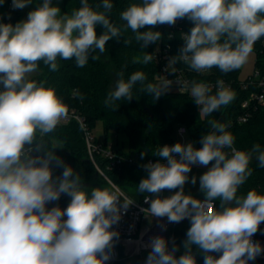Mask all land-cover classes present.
Segmentation results:
<instances>
[{
    "label": "clouds",
    "instance_id": "9594fccd",
    "mask_svg": "<svg viewBox=\"0 0 264 264\" xmlns=\"http://www.w3.org/2000/svg\"><path fill=\"white\" fill-rule=\"evenodd\" d=\"M32 2L12 0V8L23 9ZM112 9L111 0H102L96 8L81 0L78 9L62 15L53 0H42L26 19L15 25L0 23V264H108L113 257L119 239L113 226L134 201H122L118 191L108 189L96 188L89 194L80 175L55 154V148H44L38 135L52 133L67 118L68 108L54 88L30 79L40 62L54 72L58 59H74L78 68L90 56L99 59L94 53L103 54L107 42L122 35L109 19ZM184 18L194 26L169 63L182 60L197 73L218 68L227 74L241 68L264 37V0H140L120 13L124 27L142 42V48L161 39V32L152 30L157 25H174ZM98 25L103 29L99 35ZM144 28L148 30L141 31ZM152 60L151 54H145L133 62ZM118 77L104 100L106 107L130 100L134 86L146 80L140 71L128 79L123 73ZM171 85L169 80L148 83L146 91L158 99ZM182 87L190 89L205 117L235 98L222 79L216 81L214 94L212 85L195 80ZM208 124L211 130L201 137L202 147L192 142L163 145L155 154L159 160L144 165L147 175L138 183V191L148 193L144 201L149 207L142 211L154 218L166 217L169 223L190 221L183 254L177 257L179 246L173 242L169 250L167 239L154 236L147 245L151 250L145 264H197L193 246L203 255V264H249L264 253V247L252 240L264 222V193L249 190L238 195L251 175L253 154L264 168V149L256 144L250 151L237 150L225 124L215 120ZM210 162L199 177L204 199L186 194L192 166L207 167ZM53 167L62 168L61 175L54 176ZM190 182L195 185L197 178ZM165 190L173 194L162 198ZM62 194L70 197L67 207L49 208Z\"/></svg>",
    "mask_w": 264,
    "mask_h": 264
},
{
    "label": "trees",
    "instance_id": "16d2710c",
    "mask_svg": "<svg viewBox=\"0 0 264 264\" xmlns=\"http://www.w3.org/2000/svg\"><path fill=\"white\" fill-rule=\"evenodd\" d=\"M88 2L93 8H96L102 3V0H88ZM111 2L113 9L108 13L109 19L121 28L122 35L119 40L114 38L107 42V60L99 56L97 50L94 55L99 56V59L93 60L90 56L83 68L76 67L74 59H58L59 67L54 72L50 71L43 62H40L37 69L38 74L31 79L38 83L44 82L46 87L54 88L68 108L75 109L86 119L91 130L96 127L98 121H102L106 134L105 142H107L110 132L127 136L130 150L116 148L123 159L115 167L108 168L110 160L106 158L100 156L96 158L98 165L115 184L138 200L148 194L138 191V183L147 175L144 165L150 158L159 159L155 154L161 146H171L179 142L175 135L179 124L187 126L190 139L196 148L201 146V137L211 130L208 121L215 120L226 125V130L234 137L233 146L238 150L250 151L256 144L264 149V106L259 107L247 122H238V116L243 110L241 104L250 92L249 89L245 90L240 86V68L227 74L222 73L218 68H213L210 75H193L195 80L224 78L233 83L231 91L235 94L234 100L210 116L200 115V107L192 100L190 93L169 90L166 94L155 99L146 91L148 83L157 84L155 74L159 65L155 59V47L159 42L166 43L170 46L172 57L179 55V51L184 45L183 37L194 25L187 18L180 19L177 27L167 24L157 25L152 30L160 31L161 39L150 44L147 48H142V42L135 40V34L130 29H126L125 22L120 19L122 11L130 4L139 3L140 0H111ZM1 6L2 4H0V20L4 19L1 15ZM80 6L81 0H63L61 14L70 15ZM99 10L103 11L102 8ZM146 30L148 29H141V31ZM102 31V27L98 25L96 27L97 34H101ZM253 51L256 54L255 67L264 76V37L254 44ZM145 54L152 55L153 60L150 63L133 62L134 59L142 58ZM175 65L184 69L189 68L182 60ZM111 69H114L117 79L119 78L118 73H123V78L128 79L131 74L137 71L143 72L146 76L143 83H137L134 86L132 90L134 96L130 100L115 102L116 109L115 107H106L104 104L109 92L113 90L111 88ZM215 92L216 90H213V94ZM38 139H42L46 150L55 148V154L80 175V182L89 194L96 188L110 190L109 182L99 173L90 159L84 131L77 120L72 119L66 124H59L52 133L46 134L43 138L38 135ZM54 140L62 143L64 150L56 148ZM141 153H144L143 157ZM254 157L255 154L249 164L251 175L238 190V195H246L249 190L264 193V168L259 167L258 161L254 160ZM62 171V168L53 167L54 176L61 175ZM172 194L168 191L165 197ZM196 198L202 199L204 196ZM69 202L70 197L62 194L59 201L50 203L48 207L51 208L58 204L61 208H65ZM216 203L219 208V201ZM189 227V223H183L174 231L173 242L179 246V251L176 252L177 257L184 253L182 244L186 239ZM192 251L196 256L197 264H201L203 255L196 246H193ZM211 254L218 256V253ZM122 264L134 263L125 262ZM249 264L257 263L254 260L249 261Z\"/></svg>",
    "mask_w": 264,
    "mask_h": 264
},
{
    "label": "built area",
    "instance_id": "2783aa9c",
    "mask_svg": "<svg viewBox=\"0 0 264 264\" xmlns=\"http://www.w3.org/2000/svg\"><path fill=\"white\" fill-rule=\"evenodd\" d=\"M10 8H12V0H3ZM180 23V19L172 26L177 27ZM172 58L169 44H162L161 42L155 47V59L159 65V69L155 74V80L159 84L162 80L172 81L170 90L190 93L189 88H183V84L195 80L193 75H210L213 72V68L207 72L197 73L190 68L184 69L176 65L170 64L169 60ZM225 87L230 90L233 87V83L227 79H222ZM197 82L208 83L213 86V90H217L215 87L217 80H195ZM240 86L245 90H250L248 97L242 102V112L238 116V122H247L253 113L261 106H264V76L260 71L254 67L252 74L248 75L245 79H240ZM3 86L0 85V90ZM68 108V107H67ZM72 119L77 120L84 131V137L87 144L88 153L90 159L97 167L99 173L109 182L110 191H118L121 194V200L124 198L134 201L128 208L126 213L122 214L121 220L113 228L119 233V239L115 242L113 248V257L108 264H122L125 262H133L134 264H145L146 253L150 252V248L147 247L150 238L154 236H162L169 241V250H171L174 241L175 229L183 223L190 222L189 219H184L179 223H169L167 218H154L145 210L149 207L148 203H145L144 199L148 196L146 194L142 199L138 200L127 193L122 187L115 184L104 170L98 165L96 158L100 156L110 160L108 168L112 169L120 163L123 156L118 154L115 145L108 141H99L93 136L92 130L89 128L86 119L75 109L68 108V116L62 120L59 124H66ZM176 135L180 143H186V136L188 135V128L185 124H179L176 128ZM202 147L199 146L197 148ZM235 147V146H234ZM236 148V147H235ZM237 149V148H236ZM238 150V149H237ZM178 158V156H177ZM159 159L150 158L147 163H155ZM168 193L167 190L163 191L160 195L165 197ZM150 198H155L151 196ZM202 198L201 200H203ZM217 207L216 201L214 202ZM254 242H259L264 247V222L259 226L258 231L252 236ZM219 255V253H218ZM257 264H264V253H261L256 259ZM203 264V260L201 262Z\"/></svg>",
    "mask_w": 264,
    "mask_h": 264
},
{
    "label": "rangeland",
    "instance_id": "374dc122",
    "mask_svg": "<svg viewBox=\"0 0 264 264\" xmlns=\"http://www.w3.org/2000/svg\"><path fill=\"white\" fill-rule=\"evenodd\" d=\"M41 2H42V0H33V2L30 5H28L27 7L23 8V9H13V8H10L7 4H4V1H3L2 6H1L2 7V14L1 15H2V17H4V19L0 20V23H11V24L15 25L17 22H20V21L26 19L28 13L30 11H32L35 7H37L39 5V3H41ZM62 3H63V0H53V4L58 6L60 9L62 8ZM18 11H20V14L18 13ZM98 54L103 59H105V60L108 59L107 49L105 50V52L103 54H100L98 51ZM255 61H256V54L254 51H252L247 62L240 68L239 78L241 80L245 79L248 75L252 74L254 67H255ZM37 74H38V71L31 74L30 79L32 77L36 76ZM111 78H112L111 79L112 80L111 88L114 89L115 82L117 80L114 69H111ZM92 133H93V136L96 137V139L99 141H104L106 139V134L104 132L102 121L97 122L96 127L92 129ZM175 135H176V133H175ZM107 141L109 143H112L113 145H115V148H121L125 151L130 150L129 145H128V138L126 135H117L114 132H110L109 135L107 136ZM189 142H192V141H191L190 136L188 134L186 136L185 145L188 144ZM54 145L56 147L64 150V146L59 141L54 140ZM254 160H256L255 157H254ZM208 167H211V164H209L207 167L200 166V165H193L192 166L191 172L188 174L189 175V182H187L184 186V191L186 194H191L194 197L204 196V194L199 190V177L205 171H207ZM193 176H195L197 178V182L195 185L191 184V182H190L191 177H193ZM187 223L190 224V222H187ZM148 253L149 252H147L146 255H148Z\"/></svg>",
    "mask_w": 264,
    "mask_h": 264
},
{
    "label": "crops",
    "instance_id": "0c3cea01",
    "mask_svg": "<svg viewBox=\"0 0 264 264\" xmlns=\"http://www.w3.org/2000/svg\"><path fill=\"white\" fill-rule=\"evenodd\" d=\"M63 4V3H62ZM18 13L20 14V11H18Z\"/></svg>",
    "mask_w": 264,
    "mask_h": 264
}]
</instances>
